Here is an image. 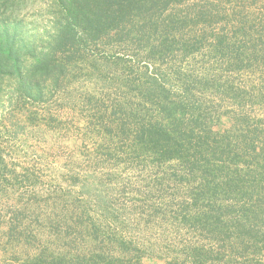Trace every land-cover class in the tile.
Returning <instances> with one entry per match:
<instances>
[{"label": "rangeland", "instance_id": "374dc122", "mask_svg": "<svg viewBox=\"0 0 264 264\" xmlns=\"http://www.w3.org/2000/svg\"><path fill=\"white\" fill-rule=\"evenodd\" d=\"M54 11L32 0L21 15L25 39L44 51ZM128 26L58 53L63 66L37 99L13 81L0 91V264L245 262L226 223L250 226L253 202L224 190L197 198L149 130L164 116L156 87L174 101L190 80L187 117L208 112L219 134L244 115L264 124V0H185Z\"/></svg>", "mask_w": 264, "mask_h": 264}, {"label": "trees", "instance_id": "16d2710c", "mask_svg": "<svg viewBox=\"0 0 264 264\" xmlns=\"http://www.w3.org/2000/svg\"><path fill=\"white\" fill-rule=\"evenodd\" d=\"M31 1L0 0V91L6 83L13 81L27 99H37L47 82L55 83L57 70L59 73L63 66L56 61L58 53L70 54L83 42H97L116 33L124 34L128 25L134 29L135 23L151 22L185 0H50L55 9V22L49 39L53 48L48 51L24 37L21 15ZM171 18L168 16V24L173 23ZM220 41L217 44H221ZM194 81L190 80L187 85L183 83L187 96L177 97L174 101L169 100L162 84L156 87L162 95L166 92L160 110L164 116L149 130L150 134L159 137L157 143L152 141L149 145L151 149L159 148L162 158L183 165L188 183L200 192L197 198L209 190L210 198L216 200L218 191L224 190V194L236 193L250 200L249 203L253 202V209L247 212L252 218L250 226L231 221L226 227L231 232L236 231L238 240L234 244L230 242L229 248L232 253L237 252L235 258L244 259L243 264H259L264 258V124L261 120L252 122L244 115L235 118L229 133L219 134L209 126L208 112L202 114L192 109L187 117L190 87L196 83ZM203 191L205 194H201ZM209 209L207 215L217 211L214 206ZM218 210L225 215L226 210L221 206ZM240 210L244 209L240 208L237 213ZM244 215L240 219L247 217ZM234 225H238V229ZM247 244L253 248L252 254L246 256L241 251Z\"/></svg>", "mask_w": 264, "mask_h": 264}]
</instances>
